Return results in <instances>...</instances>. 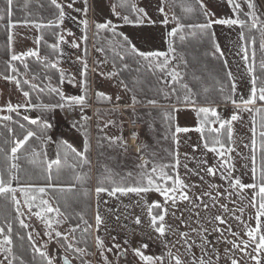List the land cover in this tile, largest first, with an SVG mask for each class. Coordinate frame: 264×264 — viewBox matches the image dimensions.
Instances as JSON below:
<instances>
[{
    "label": "rangeland",
    "instance_id": "1",
    "mask_svg": "<svg viewBox=\"0 0 264 264\" xmlns=\"http://www.w3.org/2000/svg\"><path fill=\"white\" fill-rule=\"evenodd\" d=\"M188 1V3H190L192 0ZM59 2L66 5L68 2H71V0H59ZM133 2L136 3L137 6L144 8L148 16L151 17V19L156 20L157 23L155 25H149L147 23L144 25H135L121 22L119 18L113 16L111 12L112 4L116 3L114 0H87V14H85L84 11H75V9H83L85 7L84 0H75L72 9L65 7L66 16L58 31H61L67 43L60 44L63 54L59 57V62L57 64V67L65 73V79L62 84L59 82L60 85H58V87H61L66 96L83 94L79 87L80 81L84 79V77L80 75L83 66L81 61L77 59V57H81L83 60L87 61V65L90 68V87H88V92L91 93V97L90 100L87 101L83 111H81L79 107L74 109H69L67 107L63 109H54L51 118L53 137L57 136L64 139L68 137L67 133H70L72 129H74V127H72L73 124H76V126H82V122H79L74 118L72 123L66 125V127L62 129L61 125L63 123L66 124L67 122L66 115L78 113L80 118L87 117V121L90 119L89 122L91 123L93 136L88 157L91 156L92 164L94 161L100 162L101 167H99L96 174L98 173L100 179L103 180L105 185H108L110 181L105 179L108 174L105 172V169L103 170L104 167L110 170L112 174L118 173L120 176H124L128 172H132L135 177L141 171L138 167V165L142 163L141 157L149 161L147 167L151 169L154 163L173 164L175 162V154L178 152L180 166L175 170L169 168L166 169V171H168L173 178H175L178 173L186 183L190 185H199V187H193L188 190L189 196H193V194L199 195L205 191H211L213 195H216L217 189H210L208 185H218V191L220 193L219 203L213 207V202L205 196L203 197V201L205 204L209 205L208 209L205 210L203 205L197 208L194 204L188 201H181L178 194L176 204L173 206L171 201L165 205L163 197L155 192H149L147 194L141 193L139 196L133 193L121 196L118 193L115 197L102 193L99 211L104 218V223L99 232H97L95 229V215L97 211V197L95 194L96 186L94 180H92V187L90 191L85 194V199L86 201L89 200L91 204L93 227L89 232H84L85 235L91 234L92 250L90 252L86 247L85 249L87 252L91 253V255H85L82 259L90 261V264H102V258L99 256L95 247V237L99 235L104 239L107 247H111L116 243L120 244L122 248L128 250L125 257L118 256L116 254L118 250L116 249H114L112 253H106L108 260L111 261L112 264H140L138 258L134 256L132 249L133 247H139L142 243H147L149 245L147 249H143L146 255L165 256L166 264V253L169 249H171L174 254L179 255L182 260L188 262V264H191L192 261L199 264L201 257L206 261L211 260L212 264H231V259H236L239 264H255V262L250 259L251 255H256L253 251L255 244L247 249L249 255H245L244 252H241L238 249H233V245L230 243V241L234 240L237 243L240 242V239L248 240L249 238L245 235V226L247 225L249 228H254L256 225V220L254 219L256 209L251 205L253 192L250 189H232L228 186L227 181L220 178L219 174L212 177L207 175L206 171H204V169L209 166H217L220 158L214 153L208 152L203 147L201 134L194 130L198 126L195 112L192 111L191 108L184 109L183 105L176 102L174 96L170 99H164L162 97L159 98L160 100L156 99L158 101L157 105L161 104L165 107H176L182 110L172 113L174 118L168 120L169 122L163 118L162 121L166 123H163L162 126L160 125L156 128H154V126H149V128H147L136 122V116L139 113H136L137 108L133 105L132 98L129 96L128 91L125 90L124 84L119 82L118 77L108 78L107 76V73L114 70L113 62L108 60L107 54L104 51L98 52L96 49L104 47L105 39L111 43L110 49L113 53L119 46L118 42H122V38L119 36L114 37L111 32L106 31H101L99 35H96V23H103L107 20H112V22L117 25V32H121L128 36L132 43L141 51H146L145 48H147V51L167 52L168 43L166 33L175 27L176 24L175 22H170L167 27L160 24L159 20L163 19V15L159 13L158 8L163 6L164 11L168 14L170 20L173 13L179 18H181L180 15H182L179 9L177 11L175 10L171 0H133ZM40 3L43 4V7H41L42 9H52L51 5L45 3V0H40ZM204 3L211 12L215 13L217 18L233 16L231 8L226 0H204ZM255 3L257 4V14L260 17V20L264 21V0H255ZM242 6L245 12L248 11L246 5L242 4ZM259 8L260 12L258 11ZM119 10H121V8L118 7L117 11L119 12ZM121 14L123 15V13ZM241 18L247 19L244 16H241ZM85 19L88 20L86 34L89 38V59L86 58V43L82 39L85 35L84 24L82 21ZM219 29H222L224 33ZM69 31L72 35H68ZM240 31L241 29L239 27L233 26L230 28L222 25H213L211 30V32L215 33L216 41L219 43L221 50L230 52L225 60H227L228 70L231 71L232 75H235L233 79L237 84V99L240 94H243L245 98H247L250 89V76L247 73L244 62L242 59H236L238 58L237 52L239 51L241 43L240 42L238 45ZM236 33H238L237 36L235 35ZM40 36L41 31L35 28L17 27V29L14 30L12 49L16 53H21L29 49H36L38 45L35 43V40ZM256 38L257 42L260 41L261 38L259 33H257ZM73 41L79 44L80 47L73 48L71 46ZM175 55L177 56V59L172 61V64L173 66L179 65L178 70L184 73V63L180 61V56H178L177 53H175ZM2 70L4 69H0V73H3ZM4 71L6 72V75L9 74L7 70ZM20 73L23 74L21 70L18 74ZM17 78L19 79L18 75ZM24 78L30 80L29 75L24 76ZM184 84H187L196 93V90L192 85L187 82ZM94 91L103 92L107 96H110L111 100L108 102L109 105H98L94 99ZM119 99H125L126 102L121 103L119 102ZM9 102L12 105L18 103L22 104L25 102V99L22 96V93L17 90L14 82L6 81L0 76V108H5ZM142 103L147 102L143 100ZM229 105L232 104L226 102L225 104L222 103L221 105L218 104L213 107L217 109V112L223 119H227L226 115L228 113ZM37 111L39 110L21 108L19 114L26 115L28 112L29 115L38 117ZM3 115H9V113L7 111L0 112V116ZM239 115L241 119L232 122L233 143L228 146L234 149V151L230 153L232 163H234L235 166V171L232 175L233 177H239L242 183L249 184L253 182L250 171L252 137L250 128L255 113L242 111ZM86 120L82 119L83 122ZM109 121H113L114 123L109 124V126L105 128L104 125ZM131 123H138L140 128H131ZM169 126H171L172 131H174L175 126L187 127L191 130L186 133L177 134V139L179 140V145L177 146L172 139L171 132L168 130ZM213 127H219V125L216 124L213 125ZM100 129H103V131H100ZM133 131L138 134L134 138L136 144L139 146L138 153L134 152L133 147L129 145V140L133 138ZM103 133H106V137H122L123 140L120 142L119 146H116V144L110 145L108 141L106 142L98 138L100 135L103 136ZM71 135L72 136H69L70 143L80 149L83 146L82 133L76 134L73 132ZM166 136L167 138H165ZM77 137H80V139ZM125 142L127 151H125ZM245 145H248V147H245ZM100 147H104V150H109V154L106 155V158L108 159L100 157L98 152ZM47 150L52 156V152L54 151L53 146L49 144ZM205 160L207 163H202V161ZM184 164H187L189 169L198 171L200 176L204 177V180L201 181L200 176L195 175L194 172H188L183 167ZM245 165H247V167H245ZM116 178L119 177L117 176ZM171 184L172 181H168V185L171 186ZM228 193H231L230 197ZM16 196L21 201V210L25 212L23 218L25 219V222L30 225L27 231L39 232L40 235L35 237L37 244L39 245L48 242L47 251L49 254L55 258L56 264H63L61 257L66 254L64 249L60 247L59 243L55 240L49 241L48 236L44 234L45 231H47L45 224L40 219L27 212L26 206L23 205L22 194L19 191L16 193ZM47 198L50 199V202L53 203L54 207L57 206L56 203L52 201L51 196ZM154 201L159 202L163 207L160 209L153 208V214H162L164 209L167 208V214L165 215L164 221L166 225L170 226L169 230L166 232L167 248H165L164 243L162 242L163 238L158 239V234L150 227V219L145 204H152ZM196 203H199V201ZM220 204L227 205L230 211L225 212L220 207ZM241 209L243 210L242 212ZM38 210L39 209L37 208H33V212ZM197 212L199 213V216L196 215ZM217 215L222 216L226 223L219 224V222L214 220L210 222L211 218ZM117 217H119V219H117ZM136 217L141 218V224L137 225L135 223ZM235 217H240V219L238 220ZM261 219L264 220V217ZM241 220L243 223H241ZM197 221H199V223H197ZM229 226H231V232L239 233L238 237L233 236L228 231ZM70 227H72V225H70L67 220L60 225L55 226L56 230H59L62 233H67ZM194 228L198 230L207 229V231L203 232L201 235V232L199 231H192ZM215 228L222 229L223 234L214 231ZM180 232L188 233V245H185L183 241H180ZM74 235L76 237V235L78 236V233H75ZM69 239L71 240L72 237L69 236ZM125 240H128L129 243L125 244ZM177 241L180 242L177 243ZM76 246L84 248L78 244H76ZM242 247L243 245L241 244V248ZM68 255L69 259L74 264H81V259L76 258L74 253H68ZM262 264H264V258H262Z\"/></svg>",
    "mask_w": 264,
    "mask_h": 264
},
{
    "label": "snow or ice",
    "instance_id": "2",
    "mask_svg": "<svg viewBox=\"0 0 264 264\" xmlns=\"http://www.w3.org/2000/svg\"><path fill=\"white\" fill-rule=\"evenodd\" d=\"M15 2L16 0H5L6 7L4 9H0V12H3L4 15L0 16V21H4L3 27L6 32V39L8 44V54L9 60L6 61L8 75H4L0 73V76L6 81L14 82L18 91L22 93V96L25 99V102L16 105H12L10 102L7 103L5 108H0V112L7 111L8 113H17L19 114V110L21 108H31L38 109L42 113L45 111H51L55 108H69L74 109L79 107L81 111L87 104V93H88V82H87V73H88V65L87 61L83 60L81 57H77L78 60L82 63V71L80 75L84 77L79 83V87L83 94L81 95H72L66 96L63 91H61L58 87L51 86L52 76L45 75L43 80L49 81L48 90L50 92L56 93L59 96V102L55 104H45L41 101L40 95L36 96V103H33L31 99V92L26 91L23 88V85H30L31 89H37L39 93H44L45 88L39 87L37 84H31L29 79H18L17 75L20 69L13 63L16 61H20L23 69L24 75L27 76L31 69L29 68L28 63L25 62V58L28 57H36L37 60H42L46 62V65H50L52 68H57V64L59 62V57L63 54L62 49L60 48V44L67 43L64 35L61 31H56L53 35L56 38V43L49 45L52 49V55L55 59L50 58L49 56L40 57L39 48L29 49L27 51L16 53L12 49V44L14 41V30L17 27H32L37 30L44 28H53L60 29L61 25L64 22L66 12L65 7L72 9L75 3V0H71L66 5L64 3L59 2V0H50V5L54 7L57 12L56 19L49 20L47 23H44L42 20L34 18L31 12H28L23 18H14L15 11ZM38 7H43V4L40 3V0H36ZM173 5L179 3L181 10L185 13H192L195 11L193 7L184 3V0H171ZM227 4L230 6L231 11L233 13L232 17L227 18H217L215 13L211 12L204 3V0H196V4L199 5V8L202 12L205 22L204 23H196V24H183L180 22V18L176 16L175 13L172 14L171 20L169 19L168 14L164 11V7L161 6L158 8L159 13L163 15V19L159 20V23L167 27L170 22H175L176 26L173 27L170 31H167L166 38L168 43L167 52L164 51H141L139 50L135 44L129 39L128 36L124 35L121 32H117V25H115L112 20H107L103 23H96V35H99L101 31L111 32L114 37L119 36L122 38V42H118L119 47L122 51H124L125 55L120 56L121 62L125 60L128 55H131L135 58L137 64L146 65L152 69H159L162 73L161 83L164 85L168 91H164V89H160L162 96L164 99H170L171 97H175L176 102L178 104L183 105L184 109L191 108L192 111L195 112L197 118L198 126L194 129L196 132L201 134V139L203 140V147L211 153H214L217 157L220 158V161L217 166L212 167L209 166L204 171H206L207 175L215 177L219 174L222 180L227 181L228 186L232 189H250L253 192L251 205L256 209V215L254 219L256 220V225L254 228L246 227L245 235L249 238L248 240L240 239V242L237 243L235 240L230 241L233 245V249H238L241 252H244L245 255H249L247 253V249L255 244L253 251L256 255H251L250 259L255 262V264H262V258H264V220L261 218L264 217V116L261 117L259 122V132L257 131V121L255 117L252 119V126L250 131L252 133L251 137V174H252V183L245 184L242 183L239 177H233L232 173L235 171L234 163H232V158L230 153L234 151L233 148L228 147L224 140L221 139L223 136V131L227 129V142L228 144L233 143V132H232V122L238 121L241 119L240 115L237 112H234L231 115L230 119H223L221 115L217 112V109L214 107H196V93L193 91L191 87L187 84H181L183 80L184 73H182L179 69V65L173 66L172 61L177 59L175 55L176 49L173 46L172 38L177 35L181 36L183 39V31L185 28L188 29H200L202 32L211 37L212 47L215 49V53H219L220 57H223V51L221 50L219 43L216 41L215 33L211 32L213 25H222L227 27H239L241 31L239 32V40L240 46L237 55L241 57L244 62V66L247 69V73L250 76V89L247 98L243 94L239 95L237 99V84L233 79L232 73L228 70L227 60L223 61V66L226 70V76L228 79V84H224L217 81L219 87L215 89V91L221 96V98L225 102H230L232 106L237 109L239 112L248 111L249 113H262L264 112V108H257L255 105L257 102H264V76H257L255 74V55H256V45L257 38L256 35L247 36L245 29H247L248 33H259L260 41H259V49L262 53H264V21L260 20V17L257 14V4L255 0H226ZM85 7L83 9H75V11H84L87 14V0H84ZM243 5L247 6L248 11L243 10ZM123 8L126 10V14H121L117 11V8ZM28 8V3L26 2L24 5V9ZM111 12L113 16L121 19L125 24H135V25H144L145 23L149 25H155L157 23L156 20L151 19L148 16L147 12L144 8L137 6L136 3L132 2V0H117L116 3L112 4ZM241 16L246 17L247 19H242ZM85 35L82 39L87 41V26L88 20H83ZM68 35H72L69 31ZM43 40V36L38 37L35 40V43L39 45ZM71 46L73 48H79L80 45L75 41L72 42ZM98 52H103V48H97ZM251 50V56L249 55V51ZM86 52V49H85ZM180 61L185 63L187 66V62L184 61L183 56L179 57ZM142 65V66H143ZM261 71L264 72V62L261 63ZM129 65L127 63H123L122 68L117 69L115 63H113V71L107 73L108 78L119 77L121 72L128 69ZM139 71V68L136 69ZM40 77L36 73H31V80H38ZM65 79V73L60 70L59 73V82L62 84ZM74 82V81H73ZM121 84H124L125 90L129 91L127 84L124 83L123 80L120 81ZM176 84H180V88L175 87ZM205 91H208L205 89ZM97 99L111 100L110 96H107L103 92H98ZM206 100L208 98L206 97ZM133 105L139 103L136 96H132ZM210 102V101H209ZM150 105H156L158 101L156 99H149L147 101ZM182 109L173 107L171 112H164L163 118L168 121L173 119L172 113L180 111ZM25 121H28L31 125H41L40 132L38 135L37 132L26 128L24 124H19L20 129L23 130V138L17 137L12 141V147L9 151L5 152V149L0 148V152L5 153V165L6 167L0 168V197H3L5 200H10L12 206L15 210V217L13 218L16 223L19 224L21 229L27 230L30 225L25 222L23 218L25 216V212L21 210L22 205L20 199L17 198L16 193L19 191L23 197V205L26 206L27 212L31 215H34L38 219H40L46 226L47 231H45V235L48 236L49 241L55 240L59 243L60 247L64 249L66 253L63 257V264H72V261L69 259L68 253H74L76 258L81 259V264H90V261H85L82 259L85 255H91V253L87 252L85 248L77 247L76 244L79 242L76 240L75 233L78 229H80L81 224L86 226L83 231L85 233L89 232L92 229V224L89 223L87 219H84L83 216L79 217V223L70 227L67 233H62L59 230H56L55 226L60 225L65 222L69 218L61 212L59 207V200L55 197L56 192H71L75 189V184H63L59 182V176L61 174L62 169V158L66 162L69 157L73 160L77 161L80 167L84 165H90L91 161L89 160L88 153L91 149V141L89 138V133L87 130L83 131V150L78 151L72 144L67 141H61L57 145L56 156L54 159H49L47 156V152L45 150V145L49 142H52V137L47 135L48 130L52 127L49 121L43 116H38L36 118L30 119L29 116H23ZM81 119L86 120L87 117H81ZM0 121L8 122L12 121V115H3L0 116ZM114 123L113 121H109L104 127H108L109 124ZM218 124L219 127H213L212 125ZM0 127L6 128L9 133H13V129L8 126V124H0ZM72 127H76V124H73ZM171 132L173 141L179 145V140L177 139V134L186 133L191 129L187 127L175 126L174 131L171 130V126L168 129ZM103 131V129H100ZM207 133V135H205ZM138 134L133 131L132 136L135 138ZM257 136H259L261 140V164L259 169L257 168ZM35 138L40 141V149L32 147L31 151L28 152L27 146L29 145V141ZM167 138V136L165 137ZM107 139L110 145L116 144L120 145V142L123 140L122 137H104ZM8 143V141H5ZM248 147V145H245ZM28 152V156L30 157V162L33 165H37L38 162L40 165V171L45 174L47 183L44 186L37 185H20L19 180L20 177L17 174L19 172V164L17 161L20 159L19 153L21 151ZM125 151H127L126 142H125ZM139 151V149H138ZM43 158L42 160L39 158ZM142 163L138 165L141 171L134 177L132 172H128L124 176H120L117 174H112L110 170L105 168V172L108 175L105 179L109 180L110 183L105 185L103 180H98L97 186L95 187V194L97 197V211L95 215V229L99 232L101 226L104 223V218L101 216L99 211L100 198L102 193H106L108 196L115 197L118 193L121 196H126L129 193L136 194L139 196L141 193L147 194L149 192H155L163 197L164 204L167 205L169 201L172 202L173 206H175L177 201V194L181 201H188L194 204L195 207L199 208L203 205L205 210L208 209L209 205L205 204L203 201V197H208L212 202V206L214 207L217 203H219L220 193L218 191L219 186L215 184H209L208 187L210 189H217L216 195H213L211 191L202 192L199 195L193 194V196H189L188 190L193 187H199V185L188 184L184 179L180 177L177 173L175 178L169 174L166 169L171 168L172 170L177 169L180 166L179 153L175 154V162L173 164H153L151 169H149L148 163L149 161L143 159L141 157ZM202 163H207V161H202ZM75 167V166H74ZM183 167L190 173L194 172L195 175L200 176L198 171H194L193 169H189L187 164H184ZM247 167V165H245ZM55 173V177H54ZM259 173V175H258ZM5 174H7V179H5ZM90 174H81L76 173L73 176V179L78 184H83L87 182ZM119 177L117 179L116 177ZM200 180L203 181L204 177L200 176ZM17 183V187H13V182ZM131 181V182H130ZM168 181H172L171 186L168 185ZM227 191V190H226ZM229 197L231 193H228ZM51 196L52 201L56 203L57 206H53V203L50 202V199L46 198ZM199 201V203H196ZM258 205V206H257ZM148 211V216L150 219V227L158 234V239L163 238L162 242L164 243L165 248L168 247L166 241V232L169 230L170 226L165 224V215L167 214V208L164 209V212L153 214V208L160 209L163 207L159 202H153L152 204H145ZM220 207L225 211H230L225 204H220ZM33 208L39 209L38 211L33 212ZM243 210L241 209V212ZM53 214V215H49ZM174 215V213H173ZM199 216V213H196ZM63 218V219H61ZM236 219H240V217H235ZM119 219V217H117ZM212 220L219 222V224H225L226 221L222 218V216L217 215L211 218ZM135 223L137 225L141 224V218L136 217ZM199 223V221H197ZM241 223L243 221L241 220ZM194 232H206L207 229H192ZM214 231L221 232L223 234V230L220 228H215ZM228 231L233 236H239V233L231 232V226H229ZM54 233V234H53ZM39 232L27 231L26 234H21L20 232H14L13 228V220H8L5 218V223L0 225V264H26V261L23 259L21 255H18L16 252V241H20V247H24V241L27 240L28 245L31 248L33 261H35L36 257L39 256L42 260V264H56L55 258L49 254L47 251V244H37L35 239L36 236H39ZM180 241H183L185 245H188V233L180 232ZM69 236L72 239H69ZM203 238V236H202ZM115 239V238H113ZM180 241H177L179 243ZM86 243V240H85ZM125 244H128L129 241L125 240ZM241 244L243 247L241 248ZM95 247L99 256L102 258V264H112L111 261L108 260V256L106 253H112L114 249L118 250L116 253L118 256H126L127 249L122 248L120 244L114 243L111 247H107L105 245L104 239L97 235L95 237ZM149 245L147 243H142L139 247H133L132 251L135 257L138 258L140 264H166L165 256H154V255H146L143 249H147ZM167 264H188L185 260H182L179 255L174 254L171 249H169L166 253ZM191 264H196L195 261H192ZM199 264H212L211 260H204L202 257L199 260ZM231 264H239L236 259H231Z\"/></svg>",
    "mask_w": 264,
    "mask_h": 264
},
{
    "label": "trees",
    "instance_id": "3",
    "mask_svg": "<svg viewBox=\"0 0 264 264\" xmlns=\"http://www.w3.org/2000/svg\"><path fill=\"white\" fill-rule=\"evenodd\" d=\"M117 2V0H114ZM28 3V8L24 9L25 3ZM133 2V0H132ZM188 0H184V3L187 5H190L195 9L192 13H185L180 9L179 3L174 5L175 10L178 9L182 13L180 22L183 24H196V23H204V17L202 15V12L199 8V5L196 4V0H192L193 3H188ZM45 3L50 5V0H45ZM6 7L5 0H1L0 2V9H4ZM52 9H42L41 7L37 6L36 0H16L15 2V11H14V18H23L28 12L32 13V16L34 18L42 20L44 23H47L49 20H55L57 16V12L54 9L53 6H51ZM122 11V12H121ZM260 12V8L258 9ZM119 12L126 14V10L121 8ZM179 13V12H178ZM4 15L3 12H0V16ZM121 22H123L121 19H119ZM4 21H0V69L7 70V64L6 61L9 60V54H8V44L6 39V32L4 27L2 26ZM90 28V27H89ZM212 30V29H211ZM210 30V31H211ZM41 36H43V40L38 45L40 57L49 56L52 59H55V57L52 55V49L49 47V45L56 43V38L53 35L54 32L58 31V29L53 28H44L40 29ZM246 35H257V33H248L247 29H245ZM89 33V32H88ZM183 39H181L180 35H177L176 37L172 38L173 40V46L176 49V53L178 56H183L184 61L187 62V66H185V63L183 64L184 68V77L181 81V84H184L185 82L192 85L196 90V100L197 104L196 107H213L215 105H221L222 103H226L221 96L215 91L219 87L217 84V81L224 84H228V79L226 76V70L223 66V61L225 60L224 56L220 57L219 53H215V49L212 47L211 37L205 35L202 30L200 29H188L185 28L183 33ZM104 43V52L107 54L108 60L110 62L115 63L116 68H122L123 63H127L129 65V68L122 71L120 76L118 77L119 82L121 80L124 81L125 84H127L129 96L132 98L133 95L136 96L137 100L140 101L139 103L135 104L137 108V112L139 113L136 116V122L142 124L143 126L149 128V126H154L156 128L157 126H162L163 123L166 122L163 120V113L168 111L171 112V107H165L161 104L156 105H150L148 103H142L143 100L147 102L149 99H158L162 98V94L159 91L160 89H164V91H168L164 87V85L161 83L162 73L159 71V69H152L147 67L146 65H143V62L141 64H137L134 57L131 55H128L123 62L120 60L121 55H125L124 51L121 50V48L118 46L116 51L113 53L111 52L110 45L111 43L105 40ZM86 43V58L89 59L90 57V48H89V38L87 37ZM249 55L251 56V50L249 51ZM25 62L28 63L29 68L31 69V72L28 74L30 78L31 84H37L39 87L45 88L44 93H39L37 89H31L30 85H23L24 90L31 92V99L33 103H36V96L40 95L41 101L45 104H54L59 102V96L56 93L50 92L48 90V84L49 81L43 80V77L45 75L52 76L51 80V86L52 87H58L59 84V73L60 69L52 68L50 65H46V62L42 60H37L36 57H28L25 58ZM264 62V53H262L259 49V41L256 45V55H255V74L257 76H264V72L261 71V63ZM22 73L16 74L18 75L19 79L23 80L24 78V69L20 61L13 62ZM143 65V66H142ZM139 68V71L136 69ZM229 69V68H228ZM2 70L3 74L6 75V72ZM36 73L40 79L38 80H31V73ZM235 77V75H232ZM27 79V78H26ZM87 82L88 87H90V68L88 67V73H87ZM175 87L180 88V84H176ZM58 88L61 89L59 86ZM207 89L208 91H205ZM62 91V89H61ZM94 99L98 105H109V100L104 99H97V93L98 91H94ZM91 93H87V101L90 100ZM206 97L208 100H206ZM210 101V102H209ZM119 102L124 103L126 102L125 99H119ZM126 105V104H125ZM257 108H264V102H257L255 105ZM54 113V109L51 111H45L41 112L40 110L37 111V116L43 115L49 123L52 125V116ZM12 115V121L3 122L0 121V124H8L9 127L13 129V133H9L6 128L0 127V148L5 149V152L9 151L10 148L13 146L12 141L15 140L17 137L23 138V130L20 129L19 124H24L26 128H29L35 132H37L38 135L41 134L40 129L41 125H31L28 123V121H25L23 119V116L21 114L17 113H9ZM29 116L30 119L36 118L32 115H29L28 112L26 114ZM264 116V112L262 113H255V119L257 121V131L259 132V122L261 120V117ZM89 119V118H88ZM169 122V121H168ZM213 126V125H212ZM76 128V129H75ZM70 133H67L68 137L66 138H60V137H53V130L50 128L47 132V135L52 137V142H49L46 144L45 150L47 152V156L49 159H54L56 156L57 151V145L61 141H69V136L74 132L76 134L83 133L84 130H87L89 133L90 141L92 139V131H91V123L83 124V126H76ZM223 136L221 137L222 140L225 141L227 146H230L227 142V129L222 130ZM106 133H103V136L100 135L98 138L102 139L104 141H108L107 139H104L106 137ZM105 135V136H104ZM207 135V133H205ZM79 136V135H78ZM83 137V134L81 135ZM97 136V135H96ZM68 138V139H67ZM84 140V137H83ZM5 141H8V143H5ZM52 145L54 148V151L52 152V156L47 150L48 145ZM71 144V143H70ZM35 147L37 150L40 149V141L36 140L35 138H32L29 141V145L27 146L28 152L31 151V148ZM73 147H75L73 145ZM76 148V147H75ZM78 151L83 150V146L78 149ZM261 140L259 136H257V168L259 169L261 164ZM105 151V152H104ZM28 152L21 151L19 153L20 159L17 161L19 164V172L17 173L20 177L19 184L20 185H37V186H44L47 183L45 174L40 171V167L43 165H40L39 162L37 165H33L30 162V157L28 156ZM100 157H107L106 155L109 154V150L105 149L104 147H100L98 150ZM147 156V155H145ZM39 159H43L42 157ZM108 159V158H106ZM89 160L91 161V158L89 157ZM75 166V167H74ZM6 167L5 165V153L0 152V168ZM99 167H101V164L99 161H95V165L93 167L92 162L90 165H84L83 167H80L77 163V161L73 160L71 157L65 162L62 158V169L61 174L59 176V182L63 184H75L76 187L71 192H56L54 195L59 200V207L61 209V212H63L69 219L70 225L74 226L75 224L79 223V217L83 216L84 219H87L90 224H92V210H91V204L85 199V194L88 193L92 187V180H94L95 186H97L98 180L100 179V176L98 173ZM94 175L92 179L93 170ZM105 167L103 168V170ZM76 173L81 174H90V176L87 179L86 183L78 184L74 179L73 176ZM106 174V173H105ZM108 174V173H107ZM259 175V173H258ZM55 177V173H54ZM5 179H7V174H5ZM119 179V178H117ZM13 187H17V183L13 182ZM47 198V197H46ZM36 209V208H34ZM15 217V210L12 206L10 200H5L3 197H0V225L5 223V218L8 220H13V228L14 232H20L22 235L26 234L27 230L21 229L19 227V224L14 221ZM86 226L81 224L80 229L77 230L76 234L78 233L77 241H79L77 244L79 246H82L84 248L87 247V249L91 252L92 250V238L91 234H84V231L82 230ZM86 240V243H85ZM83 243H82V242ZM16 252L18 255H21L23 259L26 261V264H42V260L39 256L36 257L35 261H33V256L31 252V248L27 243V240L24 241V247H20V241H16Z\"/></svg>",
    "mask_w": 264,
    "mask_h": 264
},
{
    "label": "built area",
    "instance_id": "4",
    "mask_svg": "<svg viewBox=\"0 0 264 264\" xmlns=\"http://www.w3.org/2000/svg\"><path fill=\"white\" fill-rule=\"evenodd\" d=\"M234 112H237L238 114H240V112L237 110V109H235L232 105H229L228 106V113H227V115H226V118L227 119H230L231 118V115L234 113ZM74 118H76L75 120H78L79 122H82L83 123V121H82V119L80 118V116H79V114L77 113V114H73V115H66V124H62L61 126H62V129H64V127H66V125H69L70 123H72L73 121H74Z\"/></svg>",
    "mask_w": 264,
    "mask_h": 264
},
{
    "label": "crops",
    "instance_id": "5",
    "mask_svg": "<svg viewBox=\"0 0 264 264\" xmlns=\"http://www.w3.org/2000/svg\"><path fill=\"white\" fill-rule=\"evenodd\" d=\"M219 30H221V32L222 33H224V31L222 30V29H219ZM236 36L238 35V33H236L235 34ZM239 43H240V41L238 40V45H239ZM146 49V51H147V48H145ZM228 54H230V52H228V51H223V56H224V58L226 59V57H227V55ZM238 58H236V59H240L241 60V57L238 55L237 56ZM240 57V58H239ZM243 61V60H242ZM240 89V88H239ZM241 90V89H240ZM89 121H90V119H89ZM89 121H85V122H83L82 123V126H83V124H86V123H88ZM90 123V122H89ZM72 136V135H71ZM93 136V135H92ZM77 138H79L80 139V137H77ZM130 141V140H129ZM134 142H135V140H134ZM136 143V142H135ZM117 146V145H116ZM137 147H138V149H139V146L137 145ZM134 152H136V153H138L139 151L137 150V151H134ZM90 158H91V156H90ZM93 161H94V158H93ZM92 162V161H91ZM93 165V167H94V165H95V161H94V163L92 164ZM94 171V170H93ZM94 184V183H93Z\"/></svg>",
    "mask_w": 264,
    "mask_h": 264
},
{
    "label": "bare ground",
    "instance_id": "6",
    "mask_svg": "<svg viewBox=\"0 0 264 264\" xmlns=\"http://www.w3.org/2000/svg\"><path fill=\"white\" fill-rule=\"evenodd\" d=\"M130 126H131V128H134V129L140 128V125L138 123L137 124L131 123ZM134 140H135L134 138H131L129 141V145H131L133 147V151H137L138 147H137V144L134 142Z\"/></svg>",
    "mask_w": 264,
    "mask_h": 264
},
{
    "label": "flooded vegetation",
    "instance_id": "7",
    "mask_svg": "<svg viewBox=\"0 0 264 264\" xmlns=\"http://www.w3.org/2000/svg\"><path fill=\"white\" fill-rule=\"evenodd\" d=\"M63 257H64V256L61 257V260H63ZM123 257H125V256H123ZM62 263H63V262H62Z\"/></svg>",
    "mask_w": 264,
    "mask_h": 264
},
{
    "label": "water",
    "instance_id": "8",
    "mask_svg": "<svg viewBox=\"0 0 264 264\" xmlns=\"http://www.w3.org/2000/svg\"><path fill=\"white\" fill-rule=\"evenodd\" d=\"M62 262H63V260H62ZM72 264H74V263L72 262Z\"/></svg>",
    "mask_w": 264,
    "mask_h": 264
}]
</instances>
